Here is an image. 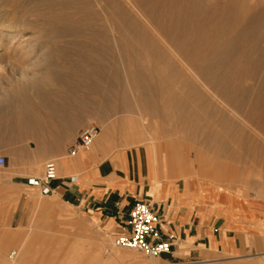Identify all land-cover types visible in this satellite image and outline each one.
Returning <instances> with one entry per match:
<instances>
[{
  "label": "rangeland",
  "instance_id": "obj_1",
  "mask_svg": "<svg viewBox=\"0 0 264 264\" xmlns=\"http://www.w3.org/2000/svg\"><path fill=\"white\" fill-rule=\"evenodd\" d=\"M144 1L145 3L142 4ZM212 1L201 0V4L205 6L210 3L211 5ZM222 1L225 0H219V3ZM236 1L238 2V0ZM248 1L254 2V0ZM58 2L62 1L58 0ZM140 2L141 5H139ZM157 3L158 5L160 4L156 0L153 5L158 6ZM235 3L233 1L234 5ZM145 4H148L146 0H91L88 3L82 1L79 9L81 15H86L89 22H93L94 26L91 30L95 28V33H98V29H102V35L109 43L108 47H103L98 42H94L95 44L90 46L73 47L66 43L71 39L70 35L65 37L66 40L60 39L54 45V39L49 40L51 44L47 45H41L40 39H38L33 40L34 51H36L35 59L28 61L19 59L15 63L1 60V55L6 51V49L1 47L0 117L4 114L2 110L9 105L8 101L12 100L14 114L22 119H27L28 116L33 119L32 115H34V112L43 111L44 101H49L53 91L82 89V93L84 91V96L87 99L101 100V102L105 103L106 99L104 96L100 97L91 93L95 84L93 75L98 73V75H103L105 80L101 81L103 87L109 88L111 86L109 88L111 90L116 89L114 86L117 87L118 93L116 95L110 93L112 97H108L109 100L111 98L110 103L115 104L116 102L120 106L123 101L125 102L120 109L108 108V110L103 109L101 112L91 111L84 115V125L89 122H95L100 126V136L104 135L108 126L112 127L113 135L111 138L109 137L110 141L106 135L104 138L106 141H102L103 144L110 142V151L123 150L130 152L138 150L140 151V159L142 161L145 160V152H147L145 151V146L148 144L146 139L148 134L154 130L153 123L156 121L152 112L157 109L156 107H160L161 102L151 98L146 103L144 95L147 91L153 92V89L159 91L160 88L167 92L168 90L174 92L172 96H167L163 100L164 105L168 107L167 112L169 115L183 118L190 116L192 111V115H194V111H200V113L197 112L196 114L197 116L199 115V122H206L205 118H208L211 122L217 123L215 124L217 130L218 128L221 130L222 127L221 125L219 127L218 124H222L226 117V123H230H223L225 130L222 128V133L232 132L231 134H236L239 131H237V125H240V127L243 125L240 114L225 105L226 103L223 102L221 96L213 92L211 88L202 86L204 83L199 78H195L194 74L183 71L176 58L172 57L174 56L172 47L170 45L166 46L168 43L163 45L164 39L160 44V39L156 37V39H159V44H157L153 37V40L150 38L155 35H152L148 30L146 25L149 23L147 22L148 19L145 20V18L147 16V18L151 17L149 12L150 10L152 11L154 6L150 9L146 5L147 9L149 8L147 10L145 9L146 7L143 9ZM84 5L88 6V10L84 9L86 8ZM12 8L8 6L4 9L11 10ZM59 8L58 6L56 9L59 10ZM139 9H143V11ZM72 10L70 8L66 11H75ZM145 10L149 11L147 16H145L147 14ZM228 13L229 16L226 13L223 16L226 17L227 15V18H230L232 12ZM231 15L234 14L232 13ZM134 17L136 19L139 18L142 24L144 21L147 24L145 23L139 27L141 23L139 24V20L137 21ZM36 18L34 16L30 18V20L32 19L31 22L37 21V23L33 22L34 27L28 29V32L22 31L23 34L31 35L33 32L39 31L42 26L39 24L42 23L41 21L39 23ZM133 19L135 20L134 22ZM83 26H80L77 30L83 31L85 36L88 37L95 34ZM151 28L149 27V29ZM140 31L146 35L143 36ZM22 32L18 35H21ZM216 35H218V32L215 33ZM1 42L3 44L4 40ZM234 42H236V38ZM168 48L172 52H168ZM82 53H91L92 58L84 62L79 61L78 54ZM215 58L213 60L210 59L211 61L209 59L204 61L202 67H208V64L209 66L212 65L214 69L211 70L212 72L210 71L209 77H212L210 80L218 83L219 73L216 71L222 64L220 60L218 61L219 58H217V61ZM217 64H219L218 67ZM72 68L77 70L72 73ZM51 77L53 80L50 79ZM170 77L174 78L172 87L166 83ZM45 79L51 81H46ZM37 83L44 85L43 91L35 90L33 85ZM24 85H28L30 88L27 92L20 94L16 92ZM117 90L115 91L117 92ZM9 108L11 107L9 106ZM30 111L32 115L29 114ZM147 112L150 113L148 117ZM229 125L230 127L227 128ZM195 127L187 128V130L191 129L190 131L176 128L177 132L174 131V133L172 132L173 134H171V130H176L173 129L175 128L173 125L172 127L171 125H163L162 128L159 127L156 130L157 132H162H160L161 142L165 143L168 141L172 143L169 149L161 147L157 151L162 165L170 161V158H173V154H175L181 158L183 164H180L179 167L185 172V174L181 173L179 175L176 173L166 178H171L177 182L182 181V179L196 181L197 187L203 193L212 187L221 199L227 200L230 196H234L236 201L242 200L252 205L255 203L254 207L257 206V203H260L261 208H256L264 210V153L254 159V161H258L255 164L248 162L252 161L251 158L247 160L248 157H246L247 159L235 160L230 158L228 160L226 157H217V155L212 153V156L210 153L208 156L206 151V153L201 151L198 159H195L194 149L197 148V144L185 140L187 134ZM246 127V133L248 130L250 133L254 131V134L251 133L252 135L247 133L250 140L256 134L255 137L257 138L255 139L264 144V137L261 136L262 134L258 130L256 131V129L254 130L248 125ZM156 131L154 130V132ZM36 132L38 138V132L40 131L36 130ZM256 132L259 136H257ZM29 143H31V147ZM34 144L29 135L18 133L17 131L12 132L6 125L0 126V154L7 159L6 166L0 169V238H11L8 248L4 253H0V264H12V262H15V256L21 243L26 244L27 246H25L29 248L28 262L26 264H264V253H248L241 257L223 256L207 261L186 260L174 262L159 257H147L136 251L114 247L112 245L114 235L110 232H105L101 223L94 219V215L91 212L84 211L78 205L67 202L59 193L56 197H53L51 195L55 192L51 195H41L38 188L29 186L26 189H17L11 185L10 179L12 176L24 175L32 177L33 172L43 170L44 164L49 160L54 161L58 169V162L54 158L35 163L36 153L40 151L39 149L42 150L43 146L41 144L40 148L37 149V146L35 147L36 144ZM218 145L219 148L223 146L221 143H218ZM82 157L86 158L83 155ZM209 157L211 161H209ZM197 160L200 161L198 162ZM215 162L217 163L215 164ZM208 163L209 165H207ZM219 164L222 166L221 169ZM222 164H226V167ZM246 164L250 167L247 172ZM175 165L178 166L177 161H175ZM210 165L213 166L210 167ZM198 167L199 170L197 169ZM225 168L227 171L224 172ZM258 171H260L261 176ZM148 176L150 180L159 179L154 171H151ZM12 252L16 254L11 257ZM116 255L125 258L118 261L115 258Z\"/></svg>",
  "mask_w": 264,
  "mask_h": 264
},
{
  "label": "bare ground",
  "instance_id": "obj_2",
  "mask_svg": "<svg viewBox=\"0 0 264 264\" xmlns=\"http://www.w3.org/2000/svg\"><path fill=\"white\" fill-rule=\"evenodd\" d=\"M60 1L62 2H58V0H0V48L3 47L6 49V51H4V53L1 55L2 61L15 63L18 62L17 60L19 59H25V61L32 60L33 58L35 59L36 51H34L35 45L33 44V40L35 41L38 39H40L41 45L51 44L49 40L54 39L55 43L52 42L54 45L57 44L60 39L63 40L65 37H67V35H70L71 39H69L66 43L73 47H82L85 45L90 46L92 44L94 45L96 42H98V44L102 45L103 47L109 46L107 39L102 35V29H98V33H95V28L94 30H91V28L94 26L93 22H89L86 15H81V11H79L82 1L88 3L89 1L91 2V0ZM146 1L148 4H145L143 9L145 7V9H147V6L152 9V6H154L152 9V11L154 10L153 12L151 10L150 12L145 10L146 13H151V17L147 18L149 13H144L146 14L145 16H147L144 18L145 20L148 19L147 22L149 23V26H146L148 27V30L151 32V34L155 35L151 36L150 38L153 37L157 44H161V41L164 39L165 42L163 41V45L168 43L166 46L170 45V47H172L173 52L170 50V48H168V52L174 53V56L172 57L176 58L178 63L182 66V70L194 74L195 78H199L202 83H204L202 86H207L211 88L213 92L220 95L223 102L226 103L225 105H228V107H231L235 112L239 113L240 115H238L243 121V125L241 127L240 125H237V131L239 130L237 133L234 129L236 134H231L232 132H225V134L221 131L224 127L223 123L227 122V118L225 116V121H223L222 124H218L219 127L221 125V130L220 128L217 130L215 125L217 123L211 122L208 118L204 117L206 122L200 123V118L198 117L199 115H196L197 112L200 113V111H194V115H192V111L190 116L188 115L187 117L176 118L169 115L167 112L168 107H166L163 102L167 96H172L174 92L169 91L168 88H166L168 92L160 88L159 91L154 89L153 92L147 91L144 95V101L146 103H148L149 99L151 98H155V100L161 102L160 107H156L157 109L152 112L156 119V121L153 123L154 130H158L159 127L162 128L163 125H171V127L173 125L175 127L173 129H186V131H190L191 129L187 130V128H191V126H198L199 129L198 127H195V129L187 134V138H185V140H188L190 143L192 142L197 144V148L194 149L196 157L195 159H198L201 151H206L208 152V156L210 153L211 156L212 154L217 155V157L222 156V158L226 157L228 160L230 158L240 160L248 157V159L246 158L247 160H249V158L252 160L248 162H253L254 164L255 162H258L254 161V159L260 157V154L263 155L264 144L263 142L260 143L255 139L257 138L255 137L256 134L253 136V138H251L252 140H250L247 133L250 135L254 131H251L250 133L248 130L246 133V126L248 125L254 128V130H258V132L262 134L261 136L264 137V0H254V2H249L248 0H238V2L236 0H225L221 3H219V0H211V5L209 3L205 6H203L204 4H201V0H158L160 2L159 5L157 3L158 6L153 5L156 0ZM233 1L236 2L235 5L233 4ZM143 3H145V1L142 2V4ZM139 5H141V2ZM8 6L13 8L11 10H5L4 8ZM58 6L60 7L59 10L56 9ZM84 7H86L84 9L88 10V6L84 5ZM70 8L75 11L67 12L66 10ZM143 9L139 10L143 11ZM228 12H232L234 15H231V13L230 18H227V15L229 14ZM224 13L227 14L226 17L223 16ZM30 15L31 17H37L36 20L38 19V22L41 21L42 24L39 25L42 26L40 27L39 31L35 33L33 32L31 35H25L22 31L28 32V29L34 27V21L31 22L32 19L30 20ZM134 19L136 18L134 17ZM134 19L133 22L135 21ZM136 20H139V24L141 23L139 18ZM147 22L144 21L143 24H147ZM34 23L36 24L37 21ZM143 24L141 23L140 26L137 24V26L141 27ZM82 25L89 29V31H93L95 34H92V36L89 37L85 36L83 31L77 30ZM149 27H152L151 29L153 32L151 29H149ZM21 32L22 34L18 35ZM216 32H218V35L215 36ZM145 35L143 33V36ZM156 37H158L160 40L158 38L156 39ZM235 38L236 42H234ZM2 40H4L3 44L1 42ZM158 40L160 41L159 43ZM141 42L143 41L141 40ZM83 53L78 54L79 61L84 62L85 60L92 58L91 53ZM213 58H215L216 61L217 58H219L218 61L220 60L222 64H220L221 66L219 67L218 71H216L219 73V76H217L220 83L210 80L212 77H209V73L214 69L212 65L209 66L208 64V67H202V63L204 61H208V59L211 61ZM218 65L219 64H217V67ZM50 79H52V77ZM93 79L95 84L91 90V93L100 97L104 96L106 101L104 103L101 102V100H98L99 102L94 101L93 99L89 100L84 96L85 93L83 91L84 115L90 113L91 111L101 112L103 109L108 110V108L120 109L122 104V106H124V101L123 103L120 102L121 105L119 106V104L116 102L115 104L110 103L111 98L110 100L108 98L111 96L110 93L112 95H116V93H118L117 87L114 86V88H116H113L114 90L109 89L111 86H107L109 88L103 87L101 83V81L104 80L103 75H98V73L93 75ZM45 80L51 81L48 79ZM173 81L174 78L170 77L166 83L167 85L170 84L172 87ZM33 87L37 91L44 90V85L42 83H37L33 85ZM29 89L30 88L28 85H24L21 86L16 92L20 94L25 91L27 92ZM115 90H117V92ZM8 102L9 105L4 110H2L4 114L0 117V126L6 125L12 130V132L17 131L18 133L33 135L34 130L29 129L28 117L27 119H22L20 116L14 114L12 100H9ZM126 104L128 105L127 102ZM9 106L11 108L8 109ZM149 114L150 113L147 112V117ZM228 127H230V125L227 126V128ZM177 129L171 130V134H173L174 131L177 132ZM154 130H151L152 132L148 134V138L146 139L148 144L145 146V151H147L145 152V163L148 167V175H150L151 171H154L156 175H158L159 179H164L167 176L171 177V175H175L176 173L179 175H181V173L185 174L184 170L179 167L180 164H183L181 162V158L177 157L175 154H173V158H170V161H168L165 165H162L157 151L161 147L169 149L172 143L168 141L165 143L161 142L160 138L162 132H154ZM112 132V127L108 126L105 129L104 135H99L96 141L102 142L105 138V135L110 141V138L113 135ZM257 136H259V134ZM104 141H106V139ZM109 141L107 144L104 143V145L110 148L111 144H109ZM218 143L223 144V146L219 148ZM109 150H111V148ZM117 151L120 154L124 153L123 150ZM200 157L202 158V156ZM212 160L215 161L214 159ZM175 161L178 162V166L175 165ZM209 161H211V159ZM122 162L125 165L126 160L124 157ZM216 163L217 162H215V164ZM207 165H209V163ZM222 165L225 166L226 164ZM212 166L210 165V167ZM221 167L222 166H220V169ZM124 168L126 169V166H124ZM248 168L250 167L247 166L246 172L249 170ZM197 169L199 170V167ZM213 169L215 168L213 167ZM225 171H227V169L224 170V172ZM258 172L260 175V171ZM159 179L155 181L157 182ZM56 196V194L53 195V197ZM228 199L236 202L234 196H230ZM256 207L261 208L260 203H257ZM10 242L11 238L9 237L0 238V253L5 252ZM25 245L26 244L24 243L19 245L18 253L16 256L14 255L15 262H12V264H26L28 262L29 248L26 247L27 245ZM115 258L119 261L125 257L116 255Z\"/></svg>",
  "mask_w": 264,
  "mask_h": 264
},
{
  "label": "crops",
  "instance_id": "obj_3",
  "mask_svg": "<svg viewBox=\"0 0 264 264\" xmlns=\"http://www.w3.org/2000/svg\"><path fill=\"white\" fill-rule=\"evenodd\" d=\"M32 116H28L29 129L34 134L29 138L37 149L43 146L35 163L50 158L58 162L57 178L50 183L54 194L91 212L105 232L121 233L133 203L141 200L159 216L161 232L174 237L170 252L159 258L207 261L264 253V210L252 204L221 199L212 187L203 193L194 181L150 180L138 150L120 154L95 141L88 152L68 158L66 148L84 126L82 89L53 91L49 101H44L43 111ZM36 130L40 131L38 138ZM42 171L36 170L32 177H39ZM29 177L14 175L10 183L26 189Z\"/></svg>",
  "mask_w": 264,
  "mask_h": 264
},
{
  "label": "built area",
  "instance_id": "obj_4",
  "mask_svg": "<svg viewBox=\"0 0 264 264\" xmlns=\"http://www.w3.org/2000/svg\"><path fill=\"white\" fill-rule=\"evenodd\" d=\"M101 133L100 126L95 122L84 125L66 148V156L73 158L91 149ZM7 164V159L0 154V169ZM57 178V166L54 161L44 164L39 177H29L27 184L38 188L41 195H51L54 189L50 183ZM174 243V237L164 235L159 228V216L148 202L137 200L133 203L128 222L121 233L113 236L114 247L142 253L147 257H160L169 253ZM14 252L11 253V257Z\"/></svg>",
  "mask_w": 264,
  "mask_h": 264
}]
</instances>
